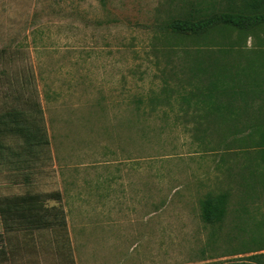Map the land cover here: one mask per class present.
<instances>
[{
    "label": "rangeland",
    "instance_id": "rangeland-1",
    "mask_svg": "<svg viewBox=\"0 0 264 264\" xmlns=\"http://www.w3.org/2000/svg\"><path fill=\"white\" fill-rule=\"evenodd\" d=\"M220 12L264 0H0V115L36 101L48 139L28 152L0 134V198L58 191L44 207L66 220L0 224L5 264H226L264 248V22L167 29ZM216 195L224 215L206 222Z\"/></svg>",
    "mask_w": 264,
    "mask_h": 264
},
{
    "label": "trees",
    "instance_id": "trees-1",
    "mask_svg": "<svg viewBox=\"0 0 264 264\" xmlns=\"http://www.w3.org/2000/svg\"><path fill=\"white\" fill-rule=\"evenodd\" d=\"M240 8L241 10L250 11L242 7ZM250 13L220 12L195 21L174 19L167 24V29L172 33L204 34L209 29L219 25H230L240 30H248L264 22V12L259 14ZM224 86L231 89V95L238 93L237 90L234 91L232 89V86L229 87L225 84ZM214 87L216 86L211 87L208 93L215 94V92H218V90L214 91ZM26 105L30 106L35 114L30 115L31 110L26 112L24 107L8 109V111L0 115V134L1 136L19 137L26 144L24 148L30 152V146H38L35 144H48V139L43 120L40 119L42 118L40 105L36 101H31L30 103H26ZM259 134L261 146L264 147V130L260 131ZM0 148H2L1 143ZM261 158L264 161V153L261 154ZM60 197V193L56 191L44 194H27L17 197L0 198V216L3 221L4 231L66 228L65 213L61 207L59 209L54 206L50 208L44 207L46 200H60ZM201 209L204 221L215 222L221 220L225 212L224 195L206 197L201 202ZM0 241H2L1 235ZM260 250H264V248L237 253L243 254L251 252L253 254L242 259H229L226 264H264V253H256ZM0 261V264H5V261H7V256L4 254L1 243Z\"/></svg>",
    "mask_w": 264,
    "mask_h": 264
},
{
    "label": "crops",
    "instance_id": "crops-1",
    "mask_svg": "<svg viewBox=\"0 0 264 264\" xmlns=\"http://www.w3.org/2000/svg\"><path fill=\"white\" fill-rule=\"evenodd\" d=\"M61 195V194H60ZM0 224L2 225V227H3V221H2V219H1V216H0Z\"/></svg>",
    "mask_w": 264,
    "mask_h": 264
}]
</instances>
